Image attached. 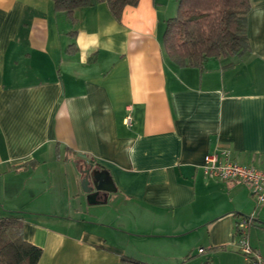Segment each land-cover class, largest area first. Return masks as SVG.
I'll list each match as a JSON object with an SVG mask.
<instances>
[{"label":"crops","instance_id":"obj_1","mask_svg":"<svg viewBox=\"0 0 264 264\" xmlns=\"http://www.w3.org/2000/svg\"><path fill=\"white\" fill-rule=\"evenodd\" d=\"M89 3L70 20L52 0H0V217H22L37 264H264V203L202 167L226 150L264 171V0L248 51L201 68L164 52L178 0L119 20ZM90 161L115 188L105 202L81 188ZM242 217L261 262L238 250Z\"/></svg>","mask_w":264,"mask_h":264},{"label":"trees","instance_id":"obj_2","mask_svg":"<svg viewBox=\"0 0 264 264\" xmlns=\"http://www.w3.org/2000/svg\"><path fill=\"white\" fill-rule=\"evenodd\" d=\"M70 20L89 0H52ZM114 18L138 0H98ZM250 0H178L176 14L166 20L163 49L177 66L201 68L210 58H241L248 51L246 15ZM42 250L23 238L22 217H0V264H37Z\"/></svg>","mask_w":264,"mask_h":264},{"label":"built area","instance_id":"obj_3","mask_svg":"<svg viewBox=\"0 0 264 264\" xmlns=\"http://www.w3.org/2000/svg\"><path fill=\"white\" fill-rule=\"evenodd\" d=\"M129 123V118L127 120ZM203 171L208 176H214L222 180L239 181L246 184L256 202L258 204L264 203V171L248 165H241L233 162L229 158V152L223 150L220 153H210L205 156ZM251 222V217L240 218L237 225L238 250L247 258H255L256 261L261 262L259 255L251 248L247 239L246 228ZM203 249H199L202 252Z\"/></svg>","mask_w":264,"mask_h":264},{"label":"water","instance_id":"obj_4","mask_svg":"<svg viewBox=\"0 0 264 264\" xmlns=\"http://www.w3.org/2000/svg\"><path fill=\"white\" fill-rule=\"evenodd\" d=\"M80 174L81 188L86 194V199L89 203H92L98 196H102V202H105L107 201L108 195L115 192L108 173L100 167L95 166L93 161L81 167Z\"/></svg>","mask_w":264,"mask_h":264}]
</instances>
